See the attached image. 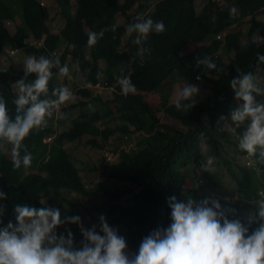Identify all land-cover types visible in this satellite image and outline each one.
Returning <instances> with one entry per match:
<instances>
[{
    "label": "trees",
    "instance_id": "16d2710c",
    "mask_svg": "<svg viewBox=\"0 0 264 264\" xmlns=\"http://www.w3.org/2000/svg\"><path fill=\"white\" fill-rule=\"evenodd\" d=\"M58 5L59 16L65 24L60 34H54L46 23V13L39 0H0V57L6 49L13 48L50 61L58 59L59 63H53L50 68L47 93L38 96V100H49L47 96L54 100L53 89L68 88L67 84L55 83V78L61 75L59 68L65 64L70 68L87 50L92 64L84 84L76 89L77 101L68 108H81L96 102L100 109L81 113L72 121L69 131L51 143L44 142L52 132L47 124L30 131L21 141L32 154V163L27 169H13L11 161L0 152V191L5 193L4 199L0 200L3 210L0 224H6L10 219L14 222L13 205L17 203L42 207L43 195L50 196L53 204L77 206L62 197V190L87 196L98 195L101 191L105 201L99 206L86 207L85 211L104 213L105 222L113 229L122 226L134 252L145 236L169 225L168 199L172 196L181 201L189 195L195 203L208 200L209 207L215 200L227 219L247 223L248 211L260 200V185L264 180H260L259 175L264 177V163L259 161V146L256 152L248 155L238 148L239 136L235 142L222 139L220 119H230L237 102L242 103L230 87L231 79L248 72L254 78L264 73V61L258 59V54L264 55V0H226V6L221 9L210 3L200 13L196 11L195 0H75L73 3L61 0ZM230 9L235 11L230 14ZM118 15L124 17V23L118 22ZM259 16L263 18L259 19ZM148 18L154 23L162 20L164 32L150 30L141 39L134 29L128 31L129 26ZM7 21L14 23L15 33L5 27ZM245 22L263 37L261 42H244L240 30L221 37L229 28L243 26ZM89 31L103 32L93 46L86 43ZM127 34L128 43L124 49L123 39ZM30 37L43 40V45L40 48L29 45L26 40ZM186 50L192 51L187 53ZM223 53L233 56L224 61ZM205 57L216 67L209 69L206 64L197 63ZM99 58L105 62L104 68L100 66ZM124 64L127 67L123 78L127 77L135 88L134 93L127 95L121 94L118 83ZM101 72L105 75L104 91H114L112 99L105 101L96 94L100 92L95 87ZM173 72L188 83L200 76L209 89L208 98L201 100L193 96L195 103L191 108L176 109L175 103H169L167 98L171 93L167 81ZM35 78V73L25 75L24 69L0 66V98L5 102L10 119L17 115L14 100L20 93L16 82L23 80L28 85ZM150 93L161 95V112L171 123L161 121L160 110L145 98L144 94ZM180 103L183 105L185 101ZM113 113L117 114L119 126L100 128L98 122ZM117 134L136 138L135 146L118 153L113 151L115 159L111 162L105 159V163L99 167L93 165L89 170L102 171L107 179L124 183L126 189L115 188L111 192L100 183L99 190L90 192L71 155L64 149L65 141L81 145L83 138L89 137L86 144L102 148L109 139L117 138ZM97 139L102 141L101 145ZM227 141L231 146L229 151L225 150ZM234 151L250 161L246 164L238 161ZM210 154L228 171L226 179L233 184L234 196L239 202L230 205L209 193L200 195L193 186L188 187V181L193 178L184 169L193 164L195 175L198 173L206 188L225 189V177L216 173L213 165L210 170L201 167ZM223 206L231 210L225 211ZM95 222L84 229L94 225L98 229L99 222ZM76 231L80 247L84 238L80 227H75Z\"/></svg>",
    "mask_w": 264,
    "mask_h": 264
},
{
    "label": "clouds",
    "instance_id": "9594fccd",
    "mask_svg": "<svg viewBox=\"0 0 264 264\" xmlns=\"http://www.w3.org/2000/svg\"><path fill=\"white\" fill-rule=\"evenodd\" d=\"M212 1L210 0L207 6ZM215 3H224V0H215ZM229 11L231 14L235 9ZM47 16L48 14L45 20ZM55 21L56 18L54 19L56 24ZM133 29L142 39L150 30L156 33L164 32L165 26L162 20L154 23L148 18L129 26L128 31L131 32ZM102 35V31H89L87 45H95ZM28 40L33 42L28 44L34 48H40L39 44L43 45V40H36L34 37H30L26 42ZM258 59L264 61V55L258 54ZM99 61L102 62L101 58ZM53 63L58 64L59 60L50 61L43 56L38 60L32 56L24 59L25 75L35 73L36 78L28 85L23 80L16 82L20 94L14 100L17 113L14 119L9 118L5 102L0 98V142L6 140L4 142L11 145V158L8 159L13 169H27L32 163V154L27 152L26 146L21 142L30 131L47 124L52 132L45 137L44 142L51 143L70 129L63 130L61 123L52 116L53 108L58 109L61 104L73 99V93L67 87L53 89L55 100H38L39 94L47 91ZM197 63L206 64L209 69L216 67L207 57L203 61L198 60ZM59 72L61 75H67L69 72L67 64L61 66ZM174 72L170 75L171 78H177ZM102 77L105 79L104 74ZM201 80L200 76L192 83L182 80L186 85L176 92L174 105L176 109L187 110L192 107L195 103L192 97L198 92V87L194 83ZM253 81L254 76L250 72L231 79L230 87L242 103L231 111L230 119L237 125L248 121L245 130L239 136L238 148L252 155L259 146V161L264 163V102L258 103L254 99L253 93H260L261 88ZM118 83L122 95L135 92L127 77L118 79ZM182 100L185 101L183 105L180 103ZM63 115L61 113L58 118L63 119ZM68 142L72 141H65L64 149L71 155L66 147ZM213 160L214 157L208 156L206 163L201 167L210 170ZM4 197L5 193L0 191V200ZM208 204V200L195 203L192 199L178 201L175 196L170 197L169 225L145 236L136 252L129 258L124 251L126 247L124 238L105 222L104 215L98 217V229L95 225L87 230L80 227L84 239L80 247H74L73 234L70 230L57 233V225L64 222L60 219L61 213L58 208L33 207L17 203L13 205L14 222L10 219L6 224H0V264H264V201L259 202L257 226L255 224L258 220L251 217L247 223H242L240 219H227L224 213L219 211L220 205L215 200L211 202V207ZM2 211L0 209V216ZM64 220L80 225V217L76 215L66 216Z\"/></svg>",
    "mask_w": 264,
    "mask_h": 264
},
{
    "label": "rangeland",
    "instance_id": "374dc122",
    "mask_svg": "<svg viewBox=\"0 0 264 264\" xmlns=\"http://www.w3.org/2000/svg\"><path fill=\"white\" fill-rule=\"evenodd\" d=\"M17 2H21V0H16ZM61 0H39L40 4L42 5L44 11L46 12V14H48L47 18H46V22L49 26V29L51 32H55V33H59L60 30L63 28V25L65 24V22L62 20V17H60L58 14L60 12V7L58 4H60ZM71 3H73L75 0H70ZM121 2H123L124 0H120ZM210 2V0H196V9L199 12L200 10L203 11V9L207 6V3ZM212 3H215V0L212 1ZM217 4V3H215ZM224 5H226V0H224V3H218L217 7L218 9H221L222 7H224ZM208 11H212L211 9H207ZM134 12V11H133ZM54 15H58V17H54ZM56 18V24L53 22L51 23L50 18ZM21 17H19L20 19ZM263 18V16H259L258 17ZM21 21V19H20ZM125 19L124 17H122V15H118V22L119 23H124ZM5 27L7 29H9V31L13 34L15 33V27H14V23L12 22H5ZM241 31L243 33V36L245 38H243V41H254L255 43V39L258 42H261V37L258 34L257 30L252 28L248 23H244L243 26L238 27V26H234L232 28H229L228 31H226L221 37L224 38V36L228 33V32H234V31ZM128 34L127 36H125V38L123 39V48L126 49L127 47V43H128ZM27 43H33L31 40H28ZM39 46L41 47V44H39ZM190 46V45H189ZM192 46H190L191 48ZM192 50H186L187 53L191 52ZM87 52V50H86ZM85 52V55L83 57H78L75 61H73L74 63L70 66L69 68V72L67 75H59L55 78V83L56 84H67L68 89L73 93V99L70 101H67L63 104L60 105V107L57 108H53L52 109V116L53 118H55L56 120H58L61 124V126L63 127V130H68L69 128H71L72 125V121L75 119L79 118V115L83 112H92V111H96L100 109V105L98 103H90L87 106H83V107H78V108H74V109H69L68 106L75 104L76 100V89L80 88L86 79V75L91 67L92 61L90 56L88 55V53ZM28 56H32L29 53H24L23 51H12V50H8L6 49L4 51V54L0 57V66L4 69H9V68H13L16 70H22L24 69V59ZM233 56L232 54H222L223 60L224 61H228L229 58ZM35 59H39L40 57H35L32 56ZM105 62H100V66L104 68ZM127 67V65H123L120 70H121V77L123 79V75H124V70ZM104 73L101 72V78L100 81L103 82V75ZM67 82V83H66ZM168 87L171 86V93L167 94L168 95V101L169 103H175V99H176V92L178 89H180L181 87H183L184 85H186V83L182 82L181 79L177 78H171L169 77L168 79ZM257 86H261V92L260 93H256L253 94L254 99L256 100V102H264V73H261V75L259 74L258 76L256 75L253 81ZM188 84V83H187ZM194 85H196L198 87V92L197 94H195L196 97H198L201 100H206L208 98L209 95V89L203 84V80L198 81L196 83H194ZM100 93H102L101 95H99L100 93L96 92V94H98L99 97L102 98V101L108 100V99H112L113 97V90H103V89H99ZM47 93V92H46ZM40 94H44L40 93ZM145 98L152 104V106L154 108H157L160 110L159 116L162 122H166V123H171V121L161 112V95L160 94H144ZM49 100H53L51 98H49V96H47ZM55 100V99H54ZM87 102V99H86ZM241 103L237 102L236 107H239ZM63 113V119L58 118V116ZM221 138L225 139V138H229L230 141L233 140L234 142L238 139L236 136H240L243 131L245 130L248 121L245 120L244 122H241L239 125L236 124V122L231 121V119H224L221 118ZM120 121L117 117L116 113H113V115L107 117L106 119H103L102 121L98 122V126L100 128H106V127H110V128H115L117 126H119ZM220 132H218L219 134ZM138 135H142V133H139ZM136 135V136H138ZM116 137H112L111 139H109V141L107 143H105V147H103L102 141L100 139H97V143L99 145L102 146V148H94L89 144H86L87 140L89 139V137H84L82 140V144H77L75 145L74 150L71 152V150L67 149L70 153L71 156L73 157V162L75 164V166L77 167V169L80 171V175L83 179V182L86 186V188L90 191V192H95L96 190L100 189V183L104 184V187L113 192L115 190V188H125V184L119 181H114V180H109L107 179V177L103 174L102 171H94L93 172L91 170H89V168L93 165L96 166H100L101 164L105 163V159H107L106 156V152L108 153H112L113 151L118 153L119 150H128L132 147L135 146V140L136 138H132L130 139V135H121V134H117ZM3 140V139H2ZM6 141V140H4ZM0 142V152L3 153L5 155V157L7 158H11V145L8 142ZM228 142V141H227ZM231 146L228 143L225 144V150H230ZM237 152V151H236ZM234 151V155L235 157H237L238 161H243V164L247 163L250 161V159H247V157L242 158L241 156H239L237 153ZM209 156H213L212 154H210ZM111 158L115 159V155H111ZM215 164H218V166H216ZM215 172L222 175L223 177H225V189L223 190H219V189H213V188H206L205 186H201L199 183V175L198 173L194 172V166L193 164H190L188 167H185L184 171L188 172L193 180H189L188 181V187L193 186V188L197 189V191L199 192L200 195H204L206 193H209L212 197L216 198H220L223 199L227 202H230V205L233 203H237L238 198H236L234 196V192H235V188L233 186L232 183H230L227 179L226 176H228V171L226 170V168L223 166V164H219L217 163L215 160H213L212 163ZM195 175V176H194ZM260 176V180H264L263 175H259ZM228 181V182H227ZM263 182V183H262ZM262 185H260V191H262V194L259 193L260 196V200H258L256 203L253 204L252 208L250 209V212L247 213V220H249V217H251L254 220H258V207H259V202L260 201H264V181H261ZM126 189V188H125ZM61 194L63 195L62 197L66 200L71 201L72 203H75L77 206H71L67 203H52L51 202V197L48 195H43V198L41 199V201H43L42 207H53L54 208H58L60 210V219L61 221H64L63 223L57 225V233H61V232H65V230H70L73 234V243H74V247H78L79 244L77 243V231L75 232V227H87L92 225L93 223H96L95 221H98V217L100 215H104L105 219L106 216L104 213H95V214H91L85 211L86 207H93V206H99L101 205L105 199L102 197V192L98 191V195H79L76 192H69V191H65L62 190ZM187 199H191L190 196L188 195L187 197H184V200L186 201ZM40 201V202H41ZM225 211H230L231 208L230 207H224L222 208ZM79 216L80 217V225H76L73 223H69L67 221L64 220V218L66 216L70 217V216ZM256 221V222H258ZM114 229L116 230L117 234L122 236L125 240V253L129 256V258H131V256L135 253L130 246L128 245L127 242V233L126 230L120 226L117 225L114 227ZM66 234V233H65Z\"/></svg>",
    "mask_w": 264,
    "mask_h": 264
},
{
    "label": "bare ground",
    "instance_id": "6f19581e",
    "mask_svg": "<svg viewBox=\"0 0 264 264\" xmlns=\"http://www.w3.org/2000/svg\"><path fill=\"white\" fill-rule=\"evenodd\" d=\"M8 50H12L11 48L10 49H8ZM105 82L103 81H99L96 85H95V87H96V89L97 90H99V89H105ZM100 91V90H99ZM114 153H107L106 154V157H107V159H106V161H108V162H111L113 159L111 158V155H113ZM199 183H200V185L201 186H205V182L202 180V179H199ZM260 194H262V191H260Z\"/></svg>",
    "mask_w": 264,
    "mask_h": 264
},
{
    "label": "crops",
    "instance_id": "0c3cea01",
    "mask_svg": "<svg viewBox=\"0 0 264 264\" xmlns=\"http://www.w3.org/2000/svg\"><path fill=\"white\" fill-rule=\"evenodd\" d=\"M58 17V16H57ZM54 19L55 18H52V22H54ZM260 37H261V39H263V37L260 35ZM254 39H255V44H257V43H259L257 40H256V38L254 37ZM262 41V40H261ZM75 145H76V142H68L67 144H66V147H67V149H69V150H71V152L74 150V148H75Z\"/></svg>",
    "mask_w": 264,
    "mask_h": 264
}]
</instances>
